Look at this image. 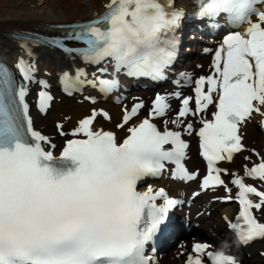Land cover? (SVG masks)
Returning <instances> with one entry per match:
<instances>
[{
    "label": "snow or ice",
    "instance_id": "1",
    "mask_svg": "<svg viewBox=\"0 0 264 264\" xmlns=\"http://www.w3.org/2000/svg\"><path fill=\"white\" fill-rule=\"evenodd\" d=\"M198 2V16L223 13L235 26L247 27L243 33L234 31L224 37L214 53V74L195 80V109L190 107L193 97L183 98L177 117L164 120L162 131L152 120L164 117L170 105L167 96L157 94L149 116L128 127L122 142L114 132L94 129L97 116L111 117L93 110L72 131L73 136L86 138L67 140L55 156L44 147H55L49 138L34 130L25 100L24 82L33 80L34 65L18 60L15 69L21 81L0 63V264H152L145 248L166 226L169 211L180 201L168 198L162 188L137 191V184L162 174L165 162L175 165L174 178L195 179L197 174L182 162L189 145L181 131L170 130L168 125L179 128L184 123L181 118L202 113L209 105L216 109L213 119L201 118L202 127L196 131L208 168L201 187L223 185L231 191L220 176L226 170L215 165L231 161L234 153L243 150L239 126L253 113L264 115V10L257 7L264 0ZM173 5L174 0H108L103 14L74 26L64 39L86 45L79 53L86 62L100 64L110 58L117 71L123 68L129 75L159 79L175 54L176 41L168 34L183 16ZM49 43L65 52L75 51L59 38ZM99 83L103 90H110L117 82L100 79ZM180 95L175 93L177 98ZM52 99L41 91L40 110L46 111ZM143 107L141 102L130 111L125 109L117 127L124 128ZM57 128L65 135L62 125ZM193 130L189 122L183 132L191 135ZM245 175L264 181V157L259 164L246 167ZM232 183L239 189L241 210L230 227L241 229L245 243L264 238V223L253 215L254 209L264 208V191L239 177ZM249 194L258 199L254 201ZM161 198L163 203L158 204ZM209 247L195 244V255L190 254L186 264H204L205 256L210 264H237L234 257L208 251Z\"/></svg>",
    "mask_w": 264,
    "mask_h": 264
},
{
    "label": "bare ground",
    "instance_id": "2",
    "mask_svg": "<svg viewBox=\"0 0 264 264\" xmlns=\"http://www.w3.org/2000/svg\"><path fill=\"white\" fill-rule=\"evenodd\" d=\"M37 1L0 0V31L33 27L41 30L49 22L72 21L101 8V0H58L51 8H35L38 6ZM46 53L53 62L62 61V55H56L53 50H46ZM58 106L67 110L71 117L80 112V107L75 104L61 103ZM221 218L225 219L224 216ZM215 228L220 230V225L216 223Z\"/></svg>",
    "mask_w": 264,
    "mask_h": 264
}]
</instances>
